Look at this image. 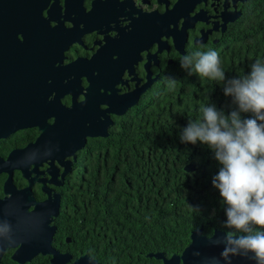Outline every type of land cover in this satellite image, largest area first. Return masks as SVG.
Returning <instances> with one entry per match:
<instances>
[{
    "label": "flooded vegetation",
    "instance_id": "obj_1",
    "mask_svg": "<svg viewBox=\"0 0 264 264\" xmlns=\"http://www.w3.org/2000/svg\"><path fill=\"white\" fill-rule=\"evenodd\" d=\"M250 3L26 0L3 7L0 200L24 190L36 202L58 198L57 230L78 197L106 184L111 150L125 146L114 137L158 101L172 103L166 78L188 71L181 58L226 43Z\"/></svg>",
    "mask_w": 264,
    "mask_h": 264
},
{
    "label": "trees",
    "instance_id": "obj_2",
    "mask_svg": "<svg viewBox=\"0 0 264 264\" xmlns=\"http://www.w3.org/2000/svg\"><path fill=\"white\" fill-rule=\"evenodd\" d=\"M228 39L215 50L226 79L246 75L256 59L264 60V0H251ZM173 78L179 83L172 103L158 101L111 141L125 146L111 150L106 184L93 185L88 196L77 198L73 214L56 220L52 246L69 253L72 261L86 254L99 264H161L146 255H180L191 232L201 227L206 237L227 231L226 206L212 184L221 166L207 145L182 143L180 137L189 120L201 116L202 104L215 105L225 115L236 106L221 83L201 80L189 70ZM189 164L195 166L192 173L184 171ZM10 256L11 251L1 264H16ZM26 264H49V257L37 256Z\"/></svg>",
    "mask_w": 264,
    "mask_h": 264
},
{
    "label": "clouds",
    "instance_id": "obj_3",
    "mask_svg": "<svg viewBox=\"0 0 264 264\" xmlns=\"http://www.w3.org/2000/svg\"><path fill=\"white\" fill-rule=\"evenodd\" d=\"M180 64L201 80L223 84L224 95L236 106L225 115L215 105L202 104L201 116L190 119L180 137L182 143L207 145L221 166L212 180L226 206L227 231L215 241L223 244L220 258L224 264H232L233 257L264 264V60L256 59L250 73L231 79H226L220 54L211 49L184 55ZM166 79L174 91L179 82ZM9 232L8 224L0 225V237L8 238Z\"/></svg>",
    "mask_w": 264,
    "mask_h": 264
},
{
    "label": "water",
    "instance_id": "obj_4",
    "mask_svg": "<svg viewBox=\"0 0 264 264\" xmlns=\"http://www.w3.org/2000/svg\"><path fill=\"white\" fill-rule=\"evenodd\" d=\"M26 0H0V11L7 5H20ZM106 135L104 134L103 137ZM186 173L195 171L194 165L184 167ZM29 208H33L30 212ZM58 198L48 197L43 202H36L28 190L14 191L11 195L0 200V225L8 224V238L0 237V264L9 251H13L10 259L16 264H26L37 256L49 257V264H99L88 255H82L72 261L69 253H61L52 246L56 227L53 219L58 216ZM224 233L214 231L211 237L203 235L202 227L191 232L189 245L180 255L169 259L162 253L147 254V259L160 261L161 264H214L213 258L224 264L221 257L223 244L215 241ZM70 243V239H66ZM199 255H194V253ZM232 264H253L252 261L241 257H233Z\"/></svg>",
    "mask_w": 264,
    "mask_h": 264
}]
</instances>
